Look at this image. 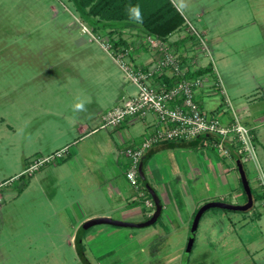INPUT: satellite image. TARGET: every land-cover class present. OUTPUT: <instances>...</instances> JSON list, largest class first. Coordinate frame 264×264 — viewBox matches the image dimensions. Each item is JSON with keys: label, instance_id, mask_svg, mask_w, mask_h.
Masks as SVG:
<instances>
[{"label": "rangeland", "instance_id": "1", "mask_svg": "<svg viewBox=\"0 0 264 264\" xmlns=\"http://www.w3.org/2000/svg\"><path fill=\"white\" fill-rule=\"evenodd\" d=\"M171 1L189 24L170 39L178 38L179 52L194 57L195 66L212 68L202 75L209 90L197 97L205 111L225 124L231 121V112H210L224 95L229 105H250L243 124H259L257 159H241L257 196L264 172V0ZM124 24L98 20L76 0H0V264H86L71 235L90 204L109 196L108 182L130 189L128 161L123 155L121 164L115 162L116 145L123 149L122 139L129 135L139 143L147 129L144 121L128 130L101 127L99 118L93 123L99 131L84 136L76 121L87 120L92 105L86 112L74 110L77 97L85 103L96 98L103 115L136 90L100 44L111 27L122 35L137 27ZM215 140L210 136L201 144L151 152L144 173L164 204L160 217L144 227L101 223L87 228L83 244L89 263L264 264V198L244 211L207 209L186 254L194 217L185 223L183 206L209 196L219 199L229 189L220 186L225 164ZM65 145L63 157L24 173L35 158ZM236 159L232 167L239 178ZM239 186V201L245 203ZM139 204L146 207L144 198Z\"/></svg>", "mask_w": 264, "mask_h": 264}, {"label": "built area", "instance_id": "2", "mask_svg": "<svg viewBox=\"0 0 264 264\" xmlns=\"http://www.w3.org/2000/svg\"><path fill=\"white\" fill-rule=\"evenodd\" d=\"M201 40L205 50L210 53V48L205 47V39L201 37ZM144 41L149 49L159 53L158 59L150 65L135 64L131 60L132 47L115 48L109 37L100 41L101 47L118 64L125 78L136 87L132 95L123 97L118 104L103 113L101 127L118 126L129 118H142L150 113L154 115L153 130L144 135L139 143H129L123 150L128 161L126 178L138 196L144 198L151 215L155 210V201L141 183L139 164L141 158L155 145L166 141H191L207 133L216 136L215 142L224 157L231 155L227 142L236 144L235 151L241 159H257V154L253 129L243 124L237 114L225 124L217 116L208 115L202 107L197 97L205 79L202 75L187 76L188 71L199 66L189 68L181 53L157 35L146 33ZM68 149L65 145L46 156L35 158L24 169V173L36 172L44 164L63 157ZM258 179L261 192L264 193L263 171Z\"/></svg>", "mask_w": 264, "mask_h": 264}, {"label": "crops", "instance_id": "3", "mask_svg": "<svg viewBox=\"0 0 264 264\" xmlns=\"http://www.w3.org/2000/svg\"><path fill=\"white\" fill-rule=\"evenodd\" d=\"M185 25L187 26V24H185ZM181 29H182V27L179 30H181ZM125 31H127V32L123 33V36L125 38H127L128 41H130V44H131L130 47H132L131 60L135 64L150 65L153 62H155L156 59H158L159 53L154 52L153 50L149 49L147 47L145 41H144V36H145L146 32L141 30L138 26L137 27L133 26L132 28L130 27V30L127 28V29H125ZM174 32L171 33L164 40L170 45V47L172 49L179 52V49L177 47L178 38L172 39V40L170 39L171 36L174 34ZM132 33H134V35ZM131 34L133 36H131ZM139 34H141V40L138 41L137 39H139V36H138ZM184 39H185V36H183V41H185ZM180 53H181L182 58L184 59V62L187 64V66L189 68H192L196 65L197 60L194 57L189 56L188 53H185L186 56H185V54H183V52H180ZM208 90H209V87H206V85H203L199 89L198 94L199 95L205 94V93H207ZM223 93L225 94V92H223ZM123 96H125V95H122V97ZM199 101L203 107V102L201 100H199ZM86 103H88L86 106L87 108L89 105H92V110L90 112L89 111L87 112L88 113L87 120L83 121L80 119V120L76 121L77 122V130L79 132H83L84 136L87 135L88 133H91V135H92V134H95L99 131L98 130L99 128L97 127V125L95 126V124H93V123L98 122L99 118H100L99 119L100 122H102V111H103V107H102L103 104L101 103V101L97 100L96 98H94L93 100L87 101ZM228 103H230L229 98H226L223 95V101L221 103H219L216 108H214L212 110L210 109V112L211 113H213L214 111H223L224 113L231 112L230 113L231 118H233L232 115L237 114V116H239L240 119L241 118L242 119L249 118V116L251 115V107L247 103H244V102L238 103L237 102L236 104H234V106L229 105ZM231 107H232V109H231ZM138 120L144 121V124H145L144 126L147 128L145 133L142 134L143 130H141L139 134H142L144 136L145 134H148V132L153 130L155 117L153 115V118L149 119V114H147L145 117H142V118H129V119L123 121L118 126L121 125L122 127H124V129H126L125 127H128V130H130V129H133L135 122ZM100 122H98V124ZM92 124L94 125L93 128L90 131H88L89 128H91ZM250 127L253 129L254 142H255V140H259V124L254 123ZM133 137H134V135H129L126 140H130L132 143L136 144V141L133 140ZM202 139L199 140V142L197 144H199V143L201 144ZM122 140H123L122 142L125 144V147L129 143H131L130 141H128L129 143H127L126 140H124V139H122ZM202 144H203V142H202ZM97 145L99 146V144H97ZM235 145L236 144H234L233 142H227L226 143V146L229 148L231 155L227 156V157H223V159H224L223 163L225 164V166H224V168L221 167L222 168L221 170L223 171L224 174L223 173L221 174L220 186L223 187L224 185H229V189L227 188L228 186L227 187L224 186L225 188L223 189L224 190V192L222 193L223 195H221V197L219 199L220 200H226L225 197L230 196L232 198V200H229L228 202L242 203L241 201H239L241 197H240V194L238 193V190L240 187L239 181L241 180V178L240 177L238 178L237 175H234V173H233L234 167H232L233 163H234V159L238 158V156H239L235 151V147H236ZM163 146H177V145L176 144L175 145H169V144L167 145L165 143H160V144H157L156 146H154L153 148H151L146 154H148V153L151 154V152H153L155 149H158L159 147H163ZM125 147H123V149H122V148H120V146L116 145L117 157H116L115 162L118 165L121 164V162H122L121 157L123 155H124L123 157H125V154L123 152ZM143 169H144V166H143ZM145 176H146V174H145ZM126 180H127V178H126ZM128 183L130 185V189H128L126 191V190H121L118 186H114L113 184L108 182V186H109L108 195L111 197L108 196L107 198H102L101 201H99L94 206L90 204V210L87 211V214L85 215L83 220L85 221V220H88V219H90L92 217H96V216H110V217H114V218H118V219H122V220H128V221L132 220L133 222H140V221L147 219V217L149 216V210L146 207H142L139 204L141 197L138 196V192L131 185V183L129 181H128ZM159 197H160V195H159ZM213 199H217V197L216 196H209L208 198H205L199 202L193 201V202L189 203L188 205H184L183 206L184 207V213H185L184 222L188 223L191 220V218L194 217V211L198 207H200L205 201L207 202V201L213 200ZM160 200L162 203V211H163V205L164 204L162 202L161 197H160ZM72 236L74 239V246H75V234H72L71 237ZM82 242H83V239H82ZM84 252H85V250H84Z\"/></svg>", "mask_w": 264, "mask_h": 264}, {"label": "trees", "instance_id": "4", "mask_svg": "<svg viewBox=\"0 0 264 264\" xmlns=\"http://www.w3.org/2000/svg\"><path fill=\"white\" fill-rule=\"evenodd\" d=\"M76 2L86 9L87 14L98 20L106 21H118L122 22L125 26L130 21H128V14L126 12V7L128 5H139L143 15V24L137 25L141 30L146 33H151L157 35L163 39H166L171 33L179 30L184 24H186V19L184 15L176 8L171 0H76ZM133 22H130L132 24ZM135 25V24H134ZM118 27V26H116ZM114 28V27H113ZM110 28V34L108 37L113 42L115 48L131 46L130 41L125 38L120 31H116V28ZM119 32V34L117 33ZM212 70L210 65L199 66L192 71L187 72V76H199ZM205 138V137H204ZM169 145H193V140L191 141H166L163 142ZM145 160L143 166L145 165L150 153L145 154ZM237 159H241L238 156ZM22 176V175H21ZM142 179V178H141ZM140 179V180H141ZM143 181V180H142ZM141 181V182H142ZM145 186L143 181L142 183ZM242 186V182L240 180ZM148 191L147 187L145 186ZM252 188V187H251ZM149 192V191H148ZM253 192V189H252ZM150 194V193H149ZM254 201L259 198H264V193H259L255 196L253 192ZM199 208V207H198ZM194 211V216L198 210ZM149 215L147 218H149ZM79 228V227H78ZM78 228L75 233V248L80 257V259L86 263L90 264L85 257V247L82 242L85 231L81 234V238L78 239Z\"/></svg>", "mask_w": 264, "mask_h": 264}, {"label": "water", "instance_id": "5", "mask_svg": "<svg viewBox=\"0 0 264 264\" xmlns=\"http://www.w3.org/2000/svg\"><path fill=\"white\" fill-rule=\"evenodd\" d=\"M211 135L205 133V134H200L198 137H196L195 139H193V143H198L199 140H201L204 137H210ZM145 160V156H143L141 158L140 164H139V173H140V177L142 178V180L145 183V186L147 187L149 193L151 194V196L153 197L154 201H155V210L154 212L151 214V216L143 221L140 222H133V221H128V220H122V219H118V218H114V217H110V216H96V217H92L86 221H84L78 228V239L81 238V234L87 230V228L95 225V224H101V223H107V224H112V225H117V226H130V227H144V226H148L153 224L154 222H156V220L160 217L161 213H162V203L160 200L159 195L157 194L156 190L148 183V180L145 176L144 173V169H143V163ZM237 163V168L239 171V175L241 178V182L243 185V188L246 192L247 195V201L245 203H233V202H227L224 200H220V199H213V200H209L205 203H203L197 210L192 224H191V228H190V232H189V236H188V242H187V249H186V254L188 255L194 240H195V236H196V232H197V228L200 222V219L203 215V213L211 208V207H219V208H223V209H229V210H238V211H244V210H248L249 208H251L254 204V197H253V192H252V188L250 185V181L247 177L245 168L243 166V162L241 159H237L236 160Z\"/></svg>", "mask_w": 264, "mask_h": 264}, {"label": "clouds", "instance_id": "6", "mask_svg": "<svg viewBox=\"0 0 264 264\" xmlns=\"http://www.w3.org/2000/svg\"><path fill=\"white\" fill-rule=\"evenodd\" d=\"M126 12L128 14V21L133 22L137 25L143 24V15L140 6L137 5H128L126 7ZM74 110L78 112H86L87 107L85 101L77 97V102L74 104Z\"/></svg>", "mask_w": 264, "mask_h": 264}]
</instances>
